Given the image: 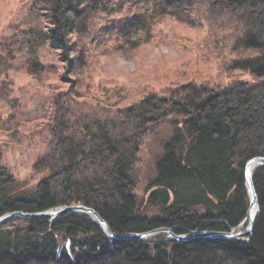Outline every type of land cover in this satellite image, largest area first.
Wrapping results in <instances>:
<instances>
[{
  "label": "trees",
  "instance_id": "obj_1",
  "mask_svg": "<svg viewBox=\"0 0 264 264\" xmlns=\"http://www.w3.org/2000/svg\"><path fill=\"white\" fill-rule=\"evenodd\" d=\"M29 1L28 16L36 25L15 36L28 55L49 45L81 70L87 66L81 39L101 44L107 36L118 43L117 49L129 52L153 39L161 18L191 26L204 20L230 36L235 57L228 60V71L246 73L253 81L240 79L224 87L189 82L118 108H81V102L89 103L87 97L75 105L72 96L60 93L46 153L34 165L47 175L32 191H17L16 178L0 159V216L83 204L115 233L162 226L186 233L238 225L249 206L245 164L264 156V0ZM127 5L136 11L122 13ZM174 117V134L147 187L148 203L160 209L150 217L139 211L133 169L147 134ZM253 180L260 211L248 241L111 240L77 215L63 214L54 222L18 218L0 226V264H264V167L254 170ZM61 234L74 245L84 237L79 244L86 250L75 258L66 250L59 253Z\"/></svg>",
  "mask_w": 264,
  "mask_h": 264
},
{
  "label": "rangeland",
  "instance_id": "obj_2",
  "mask_svg": "<svg viewBox=\"0 0 264 264\" xmlns=\"http://www.w3.org/2000/svg\"><path fill=\"white\" fill-rule=\"evenodd\" d=\"M29 6V0H0V159L16 178L17 191H32L47 175L36 172L34 165L46 153L54 100L62 92L72 96L75 105H79L76 99L87 97L89 103L81 102V108L90 104L118 108L184 83L224 87L240 79L253 81L246 73L228 71V60L235 57L228 46L230 36L204 20L191 26L161 18L153 39L129 52L117 49L118 43L107 36L101 44L81 39L78 46L86 48L87 57L81 70L69 66L65 52L49 45L28 55L15 36L36 25L37 20L30 22ZM129 7L122 13L137 9ZM175 120L159 123L147 134L133 169L139 211L150 217L158 216L160 209L148 203L147 187L156 176L165 143L174 134ZM78 242L83 243L84 237L79 236ZM58 243L59 253L66 250L72 258L87 248L62 234Z\"/></svg>",
  "mask_w": 264,
  "mask_h": 264
},
{
  "label": "water",
  "instance_id": "obj_3",
  "mask_svg": "<svg viewBox=\"0 0 264 264\" xmlns=\"http://www.w3.org/2000/svg\"><path fill=\"white\" fill-rule=\"evenodd\" d=\"M258 167H264V156H258L246 162L244 167L245 183L249 195V206L246 216L236 226L227 230H193L186 233H177V227H158L144 232L115 233L108 222L92 207L83 204H70L52 207L42 211H12L0 216V226L12 219H49L50 222L63 215H77L95 223L100 231L109 239L114 240H140V241H188L194 238L238 239L248 241L254 233L255 223L260 211L259 197L255 188L253 173ZM164 234L165 237L157 239L156 236Z\"/></svg>",
  "mask_w": 264,
  "mask_h": 264
}]
</instances>
